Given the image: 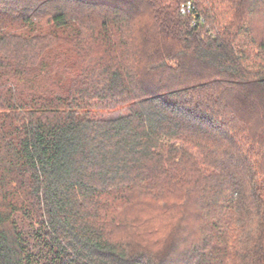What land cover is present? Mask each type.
<instances>
[{
    "label": "trees",
    "instance_id": "obj_1",
    "mask_svg": "<svg viewBox=\"0 0 264 264\" xmlns=\"http://www.w3.org/2000/svg\"><path fill=\"white\" fill-rule=\"evenodd\" d=\"M0 264H264V0H0Z\"/></svg>",
    "mask_w": 264,
    "mask_h": 264
},
{
    "label": "rangeland",
    "instance_id": "obj_2",
    "mask_svg": "<svg viewBox=\"0 0 264 264\" xmlns=\"http://www.w3.org/2000/svg\"><path fill=\"white\" fill-rule=\"evenodd\" d=\"M80 107L84 116L96 119H112L128 113L127 106L121 102H88L83 103ZM33 250L39 254L36 249Z\"/></svg>",
    "mask_w": 264,
    "mask_h": 264
},
{
    "label": "built area",
    "instance_id": "obj_3",
    "mask_svg": "<svg viewBox=\"0 0 264 264\" xmlns=\"http://www.w3.org/2000/svg\"><path fill=\"white\" fill-rule=\"evenodd\" d=\"M179 13L181 16H184V17L194 15L195 13L194 5L190 1L183 3L180 6ZM192 24L193 25L195 24L194 20L192 21Z\"/></svg>",
    "mask_w": 264,
    "mask_h": 264
}]
</instances>
